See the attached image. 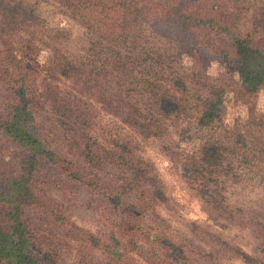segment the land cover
<instances>
[{
  "label": "trees",
  "instance_id": "1",
  "mask_svg": "<svg viewBox=\"0 0 264 264\" xmlns=\"http://www.w3.org/2000/svg\"><path fill=\"white\" fill-rule=\"evenodd\" d=\"M53 1L89 32L87 41L72 47L65 32L46 31L30 3L0 8V264H63L61 244L76 253L69 264H142L130 250L147 264L248 258L208 227L190 232L163 218L154 206L161 198L155 179L138 167L130 173V149L120 155L98 142L74 97L39 90L42 70L94 93L102 109L141 135L159 136L167 125L201 131L196 150L178 160L209 216L250 231L264 258V129L236 137L223 126L227 91L253 104L264 88V31L254 39L248 1L217 8L210 0ZM43 47L50 56L40 66ZM184 52L192 55L190 72ZM212 59L224 64L218 81L204 76ZM55 181L73 200L86 195L96 233L75 227L47 196L44 186ZM67 238L79 244L71 248ZM86 244L91 251L77 248Z\"/></svg>",
  "mask_w": 264,
  "mask_h": 264
},
{
  "label": "rangeland",
  "instance_id": "2",
  "mask_svg": "<svg viewBox=\"0 0 264 264\" xmlns=\"http://www.w3.org/2000/svg\"><path fill=\"white\" fill-rule=\"evenodd\" d=\"M11 1L32 4L36 14L43 20L45 30L59 29L65 32L70 39L72 47H75L74 42H81L83 39L87 41L90 37L89 32L74 17L64 14L53 3V0H0V8ZM210 1L214 4V8L219 7L221 4L225 6V0ZM247 1L250 10L249 15L253 19L250 23L253 26L254 39H262L261 33L264 31V0ZM158 52L164 54V47L160 46ZM49 56L50 50L47 47H43L37 57L38 64L40 66L46 65ZM192 64L191 53L184 52L182 54L183 70L190 72ZM223 72L224 64L222 60L212 59L209 64L204 66V76H206L208 81H218ZM235 77L237 78L236 75ZM74 85L70 80L61 77L58 73L54 76L42 70L36 76V87L39 90L51 87L57 91V100L74 97L75 101L83 104L93 120V125H91L89 131L99 143H104L110 149L120 150V155L127 153V149L132 151L135 163H133L132 167L134 169L130 173L137 171L138 167V169L145 171V175L150 176L153 180L155 179L157 187L161 191V198L158 201L156 200L154 206L155 210L163 218L169 219L175 226L182 228L187 226L186 229L190 232H194L197 225L202 228L208 227L221 235L224 240L238 246V248H242L246 252L248 258L235 256L234 254L231 256L230 254L220 256V260L227 264H264V258L259 252L261 247L258 249V242L250 231L239 230L218 220L214 221L209 216L210 214L204 210L201 200L196 195L197 190L192 179L186 175L182 163L178 160V158H182L184 155L191 154L196 150L203 135L201 131L196 134V131L181 132L179 128H182L183 125L178 128L174 125H167L169 126L167 130L159 136L141 135L133 130L129 124L125 123L119 115L102 109L94 93L90 94L85 89L75 90ZM46 100L49 105L54 102L49 99ZM224 104L226 110L223 126L230 132H234V136L244 137L250 128L256 129L258 126L264 129V88L257 93L253 104L245 103L237 98L232 91H227L224 95ZM49 134L48 131H44L41 135L47 142L52 143L53 139L48 136ZM117 147L119 149H116ZM128 173L129 171L122 172V174ZM56 182H50L44 186L47 189V196L56 200V204L61 206V212L74 223L75 227L96 233L98 225L93 213L85 204L84 198H86V195L84 194L82 197L74 198L75 200H73L71 195L61 192V186L56 184ZM152 185L153 183L145 186L151 188ZM66 235L70 237L69 233ZM65 241L70 244L71 248L79 244V241L70 240L69 238ZM77 248H81L84 252L92 250L87 244L83 247L78 245ZM61 250L63 264H69L76 256L75 251L65 247L64 244H61ZM130 253L142 264H147L144 257L137 253V250H130ZM259 261L261 262L259 263Z\"/></svg>",
  "mask_w": 264,
  "mask_h": 264
}]
</instances>
